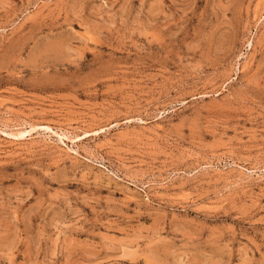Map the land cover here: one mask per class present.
Returning a JSON list of instances; mask_svg holds the SVG:
<instances>
[{
	"label": "rangeland",
	"instance_id": "1",
	"mask_svg": "<svg viewBox=\"0 0 264 264\" xmlns=\"http://www.w3.org/2000/svg\"><path fill=\"white\" fill-rule=\"evenodd\" d=\"M0 264H264V0H0Z\"/></svg>",
	"mask_w": 264,
	"mask_h": 264
}]
</instances>
